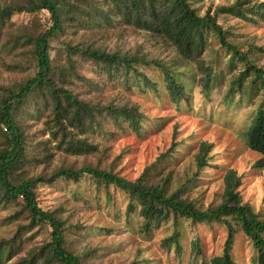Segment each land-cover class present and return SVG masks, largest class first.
I'll use <instances>...</instances> for the list:
<instances>
[{
	"label": "trees",
	"instance_id": "1",
	"mask_svg": "<svg viewBox=\"0 0 264 264\" xmlns=\"http://www.w3.org/2000/svg\"><path fill=\"white\" fill-rule=\"evenodd\" d=\"M45 10L50 14L52 25L39 35L15 29L14 16ZM222 16L255 23L257 18H264V0H236L215 10L208 9L205 15L199 14L191 0H10L0 4V53L23 58L21 62L6 63L4 69L13 73L34 71L20 83L0 84V211L11 214L6 219L8 224L22 218L28 222L19 226L18 234L0 239V264H7L21 254L25 245L23 235L40 226L52 229L50 242L28 251L12 264H87L91 257L89 251L75 253L70 248L69 237L79 234L80 227L71 228L54 212L42 210L35 191L40 182L63 179L79 183L85 177L91 178L97 189L107 195L111 187L127 194L128 224L131 225L130 217L137 220L134 231L141 236L149 237L172 222L175 229L162 244L168 251L175 252L180 264L183 257L188 258L187 264H240L234 257L239 230L251 245V264H264V213L255 212L249 204L243 203L238 192L240 177L234 169L225 175L222 202L206 210L189 200L186 187L172 188L170 175L152 182L159 163L175 162L177 151L174 149L134 181L114 170L115 160L106 166L100 162L80 169L63 167L48 176L31 175L40 164H48L53 156L48 143L69 156L94 155L106 160L110 156L109 147L92 142V135L105 139L113 135L115 129L129 128L140 133L144 127V115L137 105L104 104L82 98L84 90L74 92L71 86L76 82L86 92L101 90L97 79L78 72L80 64L93 65L103 85L107 81L129 90L142 88L154 92L158 90L157 83L147 71L157 70L163 75L173 103L179 105L187 100V86L181 78L183 73L177 58H157L141 47L135 51H107L95 42L75 45L61 39L67 28L84 32L96 28L106 30L105 27L113 26L114 20L172 47L179 60L195 63L207 96L216 86L212 82L219 80L216 66L213 63L206 66L201 58L211 46V40H216L230 56V71L240 62L242 69L233 76L225 96L232 100L240 94L247 97V103L256 106L240 139L249 150L261 156L258 166H264V69L250 61L253 47L242 51L232 41L235 34L220 24ZM56 41L58 46L54 44ZM42 116L46 118L49 140L39 142V150H36L27 132V121L39 120ZM212 148L209 142L200 144L195 156L194 177L210 165ZM189 180L187 186L193 184V180ZM182 220L200 225H223L227 232L223 253L206 258L199 237L186 251L182 245Z\"/></svg>",
	"mask_w": 264,
	"mask_h": 264
},
{
	"label": "rangeland",
	"instance_id": "2",
	"mask_svg": "<svg viewBox=\"0 0 264 264\" xmlns=\"http://www.w3.org/2000/svg\"><path fill=\"white\" fill-rule=\"evenodd\" d=\"M9 1L0 0V4ZM235 1L191 0V3L200 15H205L208 9L215 10L218 6L230 5ZM13 22L15 29H24L31 35H39L52 25L50 14L46 10L35 14L16 15ZM220 24L235 34L232 41L242 51L253 47L250 61L264 69V18H257L255 23H247L235 17L222 16ZM105 28L107 29L96 28L85 32L77 28H67L61 39L75 45L95 42L107 51H135L141 47L157 58H177L176 62L180 64V71L183 73L181 78L187 86V100L179 105L173 103L163 75L157 70L147 71L149 77L157 83L158 90L154 92L142 88L129 90L107 81L103 85L93 65L80 64L78 72L92 80L97 79L101 90L86 92L76 82L71 86L74 92L80 93L84 90L81 92L82 98L104 104L137 105L144 115V127L140 133L129 128L115 129L114 134L105 139L97 134L92 135V142L109 147L110 156L106 160L94 155L69 156L56 150L53 143H48L53 156L48 164H40L31 175L48 176L63 167L80 169L86 164L96 166L100 162L106 166L115 160L114 170L134 181L164 154L174 149L177 151L173 159L175 162L159 163L152 182L170 175L172 188L180 185L186 187L189 200L194 201L199 209L206 210L211 205L217 206L222 202L225 175L228 170L234 169L240 177L238 192L243 203L249 204L255 212L264 213V166L257 164L261 156L249 150L240 139L250 124L256 106L247 103V97L240 94H236L232 100H227L225 96L233 76L242 69V64L237 62L233 71H230V56L216 40H211V46L201 58L206 66L211 63L216 66L219 80L212 82L216 86L207 96L200 82L201 72L197 65L179 60V55L173 52L172 47L143 32H135L133 28L116 20L112 27ZM54 44L58 46L57 41ZM22 60V57H15L14 54L0 53V84L13 85L33 75L32 69L14 73L4 69L6 63L14 64L13 62ZM45 121V116L39 120L27 121V132L36 150H39V142L49 140ZM205 141L213 144L210 152L212 160L209 161V166L194 177L195 156L200 144ZM188 180H193V184L187 186ZM35 191L42 210L54 212L71 228L80 227L79 234L69 237L70 248L75 253L89 251L91 257L87 264H180L175 252L168 251L162 244L163 239L174 231L173 223L163 225L149 237L141 236L134 231L138 225L137 220L130 217L131 225L128 224V197L124 192L111 187L109 196L104 190L97 189L89 177L82 178L79 183L63 179L51 183L40 182ZM9 214L8 211H0V239L18 234L21 231L19 226L28 223L22 218L8 224L6 219L11 215ZM180 229L182 245L186 251L190 250L191 243L199 237L206 258L223 253L227 240L223 225H200L182 220ZM51 231L48 226H40L25 233L23 252L7 264L16 262L28 251L50 242ZM252 256L251 245L239 230L234 257L240 264H251ZM187 262L188 258L183 257L182 264Z\"/></svg>",
	"mask_w": 264,
	"mask_h": 264
}]
</instances>
